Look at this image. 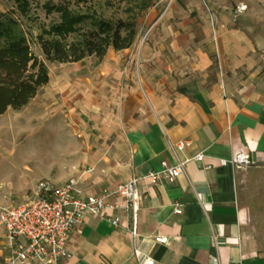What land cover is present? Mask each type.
Wrapping results in <instances>:
<instances>
[{"label":"crops","instance_id":"crops-1","mask_svg":"<svg viewBox=\"0 0 264 264\" xmlns=\"http://www.w3.org/2000/svg\"><path fill=\"white\" fill-rule=\"evenodd\" d=\"M237 4L247 10L235 21L224 3L212 9L214 38L204 14L203 25L171 26L170 34L144 43L137 56L130 54L122 106L132 155L118 183L160 170L161 161L172 164L167 141L189 142L180 154L188 159L185 174L159 187L141 185L135 237L121 210L107 212L119 215V229L86 216L72 234L70 258L61 264H146L148 259L152 264H264L243 230L241 174L218 164L246 152L252 166H264V0ZM133 48L121 51L133 53ZM200 152L203 161H194ZM177 203L179 214L173 212ZM0 230V264H8Z\"/></svg>","mask_w":264,"mask_h":264},{"label":"rangeland","instance_id":"rangeland-1","mask_svg":"<svg viewBox=\"0 0 264 264\" xmlns=\"http://www.w3.org/2000/svg\"><path fill=\"white\" fill-rule=\"evenodd\" d=\"M60 1L31 0L23 13L15 0H0V13L17 20L31 51L43 59L35 37L58 23V12L49 6ZM237 1L67 0L73 10L94 11L112 19L124 17L126 7H147L140 9L136 17L133 53L109 49L102 58L45 62L48 84L27 105L19 110L8 108L0 116V207L27 203L43 182L55 187L75 178L86 188L115 186L132 155L122 106L124 68L130 54L135 57L144 43L162 33L170 34L171 26L178 28L190 21L203 25L204 14L214 38L211 18L215 25L216 19L212 9L224 3L235 21L234 10L245 5ZM238 172V188L247 209L243 230L248 242L264 255V166ZM2 237L0 230V248L4 247Z\"/></svg>","mask_w":264,"mask_h":264},{"label":"built area","instance_id":"built-area-1","mask_svg":"<svg viewBox=\"0 0 264 264\" xmlns=\"http://www.w3.org/2000/svg\"><path fill=\"white\" fill-rule=\"evenodd\" d=\"M246 5H239L232 17L244 12ZM212 31L215 35L214 22ZM172 152V164L161 161L158 171H150L143 176L131 177L109 189L88 191L80 186L75 178L52 187L49 183H40L31 200L21 205L0 207V228L4 231L8 264H61L69 259V243L72 234L84 223L86 216H95L106 220L113 229L123 228L117 214L107 212L121 210L129 216L127 230L136 236V224L141 201L144 199L141 185L148 183L159 187L165 183H174L185 174L188 159L180 157L189 142L167 141ZM196 162L204 159L203 153L196 154ZM220 166H229L233 170H245L253 165L249 153L239 152L230 159H219ZM210 168L211 165H205ZM173 212H181V204L174 205ZM155 242L164 243L166 238L155 237ZM148 259L146 264H152Z\"/></svg>","mask_w":264,"mask_h":264},{"label":"trees","instance_id":"trees-1","mask_svg":"<svg viewBox=\"0 0 264 264\" xmlns=\"http://www.w3.org/2000/svg\"><path fill=\"white\" fill-rule=\"evenodd\" d=\"M15 1L20 11L26 13L31 0ZM49 7L58 12L59 21L35 37L43 59L31 51L17 20L0 13V116L8 108L24 107L48 84L45 62H77L89 56L102 58L109 49L130 48L137 36L138 11L147 5L126 7L125 16L116 19L94 11L73 10L67 0Z\"/></svg>","mask_w":264,"mask_h":264}]
</instances>
